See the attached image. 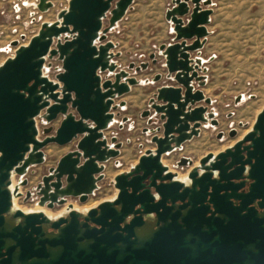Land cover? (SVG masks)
I'll use <instances>...</instances> for the list:
<instances>
[{
    "label": "water",
    "instance_id": "95a60500",
    "mask_svg": "<svg viewBox=\"0 0 264 264\" xmlns=\"http://www.w3.org/2000/svg\"><path fill=\"white\" fill-rule=\"evenodd\" d=\"M133 1L69 0L27 44L13 41L14 55L0 64V264H264V211L258 214L250 206L260 199L257 204L264 208V106L251 128L212 161L213 154L204 157L203 172L194 170L188 182L162 163L163 154L197 134L205 121V107L196 106L202 92H192L191 82L206 71L199 54L210 33L213 0H172L165 12L172 42L158 49L168 74L185 91L158 89L163 104L153 107L163 120V136H153L155 148L145 150L130 172L114 178L115 198L100 202L88 215L72 204L55 217L15 206L27 180L13 184L14 176L23 178L43 163L49 144L63 146L80 136L76 150L64 154L42 180L38 205L49 202V208L70 196L85 201L102 178L103 163L119 155L121 141L113 137L108 144L103 131L125 105L115 100L141 81L118 69L114 59L119 53L106 34ZM36 7L45 12L52 2L39 0ZM54 56L61 67L51 79L44 69L46 58ZM146 67V62L128 65L136 72ZM240 100L237 96L235 103ZM60 116L58 127L50 125ZM38 117L49 125L42 128L44 137ZM236 133L232 128L229 135ZM244 172L253 182L247 192H238ZM177 201L181 204L172 212Z\"/></svg>",
    "mask_w": 264,
    "mask_h": 264
},
{
    "label": "rangeland",
    "instance_id": "374dc122",
    "mask_svg": "<svg viewBox=\"0 0 264 264\" xmlns=\"http://www.w3.org/2000/svg\"><path fill=\"white\" fill-rule=\"evenodd\" d=\"M38 1L0 0V64L14 55L16 46L11 45L13 41L17 40L19 45L27 44L38 32L42 22L57 19L58 12L68 7L69 0H51L52 7L45 12L36 7ZM172 5V0H134L125 15L106 34V40L115 44L113 52L119 53L114 59L118 69L129 71L141 83L132 86L128 93L115 100L117 104L124 101L125 105L117 109L115 121L108 132L115 134L121 141L120 153L106 164L104 182L88 202L82 204L69 199L77 209L111 199L115 193L111 183L113 176L128 170L137 163L145 150L153 148V144L148 140L149 135L142 132L146 120L140 115L153 88L145 84L147 71L136 72L129 69L128 65L131 62L136 65L145 62L150 52H156L161 43L171 42L172 24L166 20L165 12ZM211 7L213 12L207 27L210 33L204 54L205 58L213 57L214 62L210 64L211 83L206 91L214 99L219 124L213 133H210V138L213 139L210 146L204 141L207 139V131L204 130L202 138L188 144L184 151L163 154L162 163L172 170H177L180 176H183L184 170L176 165L179 156L192 154L190 152L193 151L198 157L208 149L217 152L233 144L251 128L256 115L264 106V0H213ZM108 17L109 15L103 20V27L108 25ZM45 66L44 73L55 79L61 61L56 56L51 59L47 57ZM101 76L106 78L108 72L102 73ZM237 96H241V100L235 103ZM123 117L129 120L119 129ZM61 119V116L58 117L50 125L58 127ZM37 125L40 137H44L42 128L49 125H46L41 117L37 118ZM231 128L236 129V138H229L228 132ZM219 131L225 133L222 141L214 135ZM74 147V143L63 147L49 144L44 164L31 167L25 175L28 184L26 188H22V192L31 190L40 180L41 174L46 172V168L54 165L61 155ZM116 162H119V166H115ZM16 179L14 176V181ZM15 202L23 210L38 208L34 198L26 203L22 198L16 199ZM44 210L51 216H56L65 211V207L57 206L53 210Z\"/></svg>",
    "mask_w": 264,
    "mask_h": 264
},
{
    "label": "flooded vegetation",
    "instance_id": "af4514ba",
    "mask_svg": "<svg viewBox=\"0 0 264 264\" xmlns=\"http://www.w3.org/2000/svg\"><path fill=\"white\" fill-rule=\"evenodd\" d=\"M171 42H172V39H171ZM166 44H168V43H166ZM203 48H204V46H203ZM203 48L200 50L199 56L203 59V64L201 65V68H203V69L205 68L206 71L199 72L197 76L200 77V78L197 79V80L193 79V81L191 83H192V86H193L192 92H195V91H201L202 92L203 100H201L200 102L196 103V106L205 107V112L203 114L204 117H205V121L201 122L200 126L198 127V133L197 134L192 135L191 138L186 139L185 141H183L179 147H176L175 149L171 150L170 152H168L166 154H171V153H173L175 151H179V152L184 151L185 147L188 144H192L195 140H199L200 138H202L204 130L207 131V139H204V141L208 142L207 145L210 146L211 145L210 142H211V140H213V139L210 138V133L212 134L213 130L215 129V127L219 124V121L217 120V114H216L215 109H214V99L211 96V94L206 91L207 87L211 83L210 79H211L212 75L210 74V71H211L210 64L214 61V59L211 56H208L207 58H205V54L203 52ZM192 56H197V53L196 52L193 53ZM145 62L147 63V67H146V69L144 71H147V73H148V77L145 79V84L148 85L149 88L152 87L153 89L151 90V93H150V95L148 96V99H147L146 106L144 107V109H142L140 115H141V117L143 119L146 120L145 121L146 124L142 128V132L144 134H146V135H149L148 140L153 144V148L152 149H154L155 148V143L152 141L153 136H158V137H162L163 136V129H162L163 120L160 118V114H156L155 113V109L153 107L154 105H162L163 104L162 101H159L157 99L158 89L161 88V87H164V86H174V87H177V88H181V93L182 94L185 91V89L183 87H181V85L173 79L174 74H171V75L168 74L167 68L165 66L164 56L159 52V49L156 52H150V54L148 55V58L145 60ZM200 84H202V85H200ZM207 98L210 99L209 103H207L205 101V99H207ZM212 112L215 113V115L213 117L210 116V114ZM114 113L115 114L118 113V110H116ZM124 118H126V117H123L121 119L122 123L119 124V127H118L119 129L123 128L124 123L129 120L127 118V120L123 121ZM214 120H217L218 124L213 123ZM112 124L113 123H111L110 126L103 131V135H104L105 139L107 140L108 144H110V141H111V139L113 137H116L117 141H120V140H118V137L115 134H113V133L109 134V132H108ZM231 129L229 130V132L231 131ZM229 132H228L229 138H236L237 137V133L234 136H230ZM187 133H190V131L188 130ZM214 135L220 141L224 140V138H225V133L223 131L216 132V134H214ZM79 138H80V136L70 142V143H74L75 147L70 149L69 151L76 150V144H77ZM239 139H237V140H239ZM70 143H68V144H70ZM233 144L225 146L223 149L218 150L217 152L208 149L204 154H202V155H200L198 157L196 156V154L193 151L190 152L192 154H183V155L179 156L178 159L176 160V165H177L178 168H182L184 170V172L182 173L183 176H180L179 172L177 170H172V169L169 168L168 165L167 166H168V168H169V170L171 172L177 174V178L179 180L188 182L190 180L189 176L194 170L197 171V175L198 174L200 175L203 172L202 169H201V160L204 157L208 156L209 154H213V157H211L208 160V162H210V161H212L215 158L214 157L215 155H217L218 153H220L222 151H225L227 148L231 147ZM248 144H249V142H246L243 145H248ZM65 145H67V144H65ZM63 146H61V147H63ZM69 151L65 152L64 154L68 153ZM63 155H61L60 158ZM59 159L56 161V163L54 165H49L46 168V172L41 174L40 180L37 181V183L35 184V186L31 190H25L24 193L22 192V188H26V186L28 184V180L25 177L19 178V177L16 176L17 179H16V181H14V178H13V184H18L20 181H22L24 179L27 180V183L25 185H21L19 187V191L22 193V195L20 197L16 198V199L22 198L23 202L26 203L31 198H34L35 202L37 204V207H38L35 210H44V209L53 210L57 206H64L65 209H66L69 204H72L74 206L73 202H70L69 199H74L76 201H79V199H78V197H73V196L67 197V202L65 204H63V205H57L56 203H54V206L52 208H49V207L46 206V204L49 203V202H46L43 206L38 205V202L40 201V198H41V195L38 192L44 186L42 180H43V178L45 176L49 175V169L51 167L56 166L58 161H59ZM112 159H114V158H112ZM112 159H110V160L106 161L105 163H103L104 164L103 165V170L100 173L102 178L99 181H97V183H96L97 184V188L94 190V192L92 194L88 195V197H87V199L85 201L81 202L82 204L88 202L89 198L92 195H94V193L99 189L100 184L102 182H104L105 174H106V164L109 161H111ZM45 160H46V158H45ZM45 160H44V162H45ZM82 161L83 160H81V162ZM44 162L39 164V165L44 164ZM114 164H115V166H119V162H116ZM39 165H36V167L39 166ZM133 166H131L128 170L121 171L119 173H116L113 176V179L111 180V183H112V185H113V187L115 189V193H114V196L111 199H114L115 196L118 193V190L115 188L114 183H113L114 178L117 175L121 174V173L130 172L132 170ZM34 173H36V171H34ZM242 175L244 177L239 179L238 181H243L244 186L241 187L238 190V192H247L249 190L250 183L253 182V180L246 177L247 172H244ZM96 176H99V175L97 174ZM63 180H64V178H63ZM238 181H236V182H238ZM158 182H160V181H158ZM164 182H167V180H164ZM111 199H105V200H111ZM259 200L260 199H257L256 202H253L252 204H250V206H253V205L255 206L258 214H260L261 212L264 211V208L259 207L258 204H257V201H259ZM102 201H104V200H102ZM102 201H100V202H102ZM100 202L96 203L95 205L88 206L86 208L78 209V210H81L82 212L86 213V215H88V211H90L91 209L96 207ZM232 202H233L234 205H238L240 200L232 199ZM179 204H181V202L177 201L173 205L172 212L179 208ZM166 205H172V203L170 201H168L166 203ZM16 207H18V206H16ZM18 208H20V207H18ZM20 209H22V208H20ZM24 211H31V210H24ZM50 217H55V216H50ZM80 221H82V219H80ZM89 224L92 227L95 226V224H93L90 221H89Z\"/></svg>",
    "mask_w": 264,
    "mask_h": 264
},
{
    "label": "crops",
    "instance_id": "0c3cea01",
    "mask_svg": "<svg viewBox=\"0 0 264 264\" xmlns=\"http://www.w3.org/2000/svg\"><path fill=\"white\" fill-rule=\"evenodd\" d=\"M209 25V24H208ZM208 25H207V27H208ZM208 37V36H207ZM207 42V41H206ZM167 43H169V42H167ZM206 44V43H205ZM204 47H205V45H204ZM203 52H204V48H203ZM214 62V61H213ZM212 62V63H213ZM49 146V145H48ZM44 152H45V154L47 155V146H46V148L44 149ZM60 158V157H59Z\"/></svg>",
    "mask_w": 264,
    "mask_h": 264
},
{
    "label": "bare ground",
    "instance_id": "6f19581e",
    "mask_svg": "<svg viewBox=\"0 0 264 264\" xmlns=\"http://www.w3.org/2000/svg\"><path fill=\"white\" fill-rule=\"evenodd\" d=\"M15 206H17V205H16V202H15ZM74 208H76V207L74 206ZM46 213H47V215L51 216L48 212H46Z\"/></svg>",
    "mask_w": 264,
    "mask_h": 264
}]
</instances>
